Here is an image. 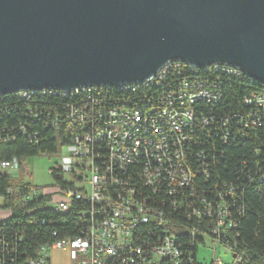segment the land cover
<instances>
[{"label": "trees", "instance_id": "trees-1", "mask_svg": "<svg viewBox=\"0 0 264 264\" xmlns=\"http://www.w3.org/2000/svg\"><path fill=\"white\" fill-rule=\"evenodd\" d=\"M225 72L213 67L193 70L182 66L178 70L170 68L167 76L151 87L140 84L103 86L67 95L51 90L27 93L26 97L21 92L2 95L0 161L16 158L21 162L39 154L59 155L63 147L74 142L75 136L89 134L96 141L89 145L91 159L98 173L106 175L104 184L120 185L118 189L108 187V196L114 198L117 193L126 194L133 189L134 198L166 217L167 222L175 223L171 224L177 229L194 231L178 236L182 264H207L198 259L204 241L196 233L210 240L215 236L219 245L240 257V264H264V108L244 102L246 95L264 90V85L246 75ZM177 78L186 80L190 86L197 81L204 88L213 85L215 98L187 102L193 110V119L184 141L177 144L180 148L177 152H184L176 160L180 167L170 168L172 178L162 169L154 182L152 176L159 164L153 158L142 152L138 155L131 152L128 159L112 158L106 141L97 136L95 129L104 127L103 114L110 108L143 111L162 102L161 98L168 94L167 88L178 94ZM21 167L20 164L16 176L0 172V208L10 211L8 218L0 220V264H25L36 256L40 245L77 236L92 222L85 216L90 204L81 198L73 197L68 211L62 213L54 210L48 195L28 196L36 186L28 182L29 175H21ZM84 169L63 173L56 162L49 174L54 186L77 192L83 191ZM182 172L189 175L185 185L178 183ZM149 192L155 193L153 198ZM218 219L223 223L214 235L212 229L217 227ZM137 228L132 236L133 247L142 248V255L149 259L146 245L160 240L162 228L150 223ZM125 260L132 264L143 262H139L133 249L126 250L118 264H126Z\"/></svg>", "mask_w": 264, "mask_h": 264}, {"label": "water", "instance_id": "water-1", "mask_svg": "<svg viewBox=\"0 0 264 264\" xmlns=\"http://www.w3.org/2000/svg\"><path fill=\"white\" fill-rule=\"evenodd\" d=\"M174 61L264 85V0H0V96L142 83Z\"/></svg>", "mask_w": 264, "mask_h": 264}, {"label": "built area", "instance_id": "built-area-1", "mask_svg": "<svg viewBox=\"0 0 264 264\" xmlns=\"http://www.w3.org/2000/svg\"><path fill=\"white\" fill-rule=\"evenodd\" d=\"M182 66L187 68L189 65L179 61L169 62L150 79L162 81L167 76L170 68L178 70ZM228 72H237V75H240L238 71L228 69ZM175 82L178 83L179 93L172 94V90L167 88L166 93L168 94L166 97L163 96L161 98L162 102L149 108L158 109V116H146V109L140 111L124 108H110L103 114L105 118L104 127H97L95 131L97 136L106 141V147L112 158L120 159V156H129L131 152L135 155L142 152L159 164L156 167L155 174L160 176V171L165 169L168 172V178H172L170 168H176L175 165L180 167V163L176 162V160L184 156L182 150L177 152V149H180L177 144L180 141H184L186 129L193 119V110L188 107L187 102L193 103L200 98H215L208 97V90H212V85L210 84L204 88L200 81L192 83L191 86L186 80H179V78ZM128 85L133 86L138 85V83ZM100 87L103 86L74 89L87 90L93 88L97 90ZM41 90L45 92L51 89ZM19 92H21L20 95L22 97H26L27 93L25 91ZM59 94L64 95V91L59 90ZM244 102L247 104L254 103L264 108V90L246 95ZM71 114H75V111H72ZM131 123H142L146 127H157V135L145 136L142 133H131ZM122 135L136 137V146H130V151L127 152V155H118L117 153V145L121 143ZM93 142L95 143L96 141L89 134L75 136L74 142L65 146L66 154H59L57 159V166L63 173H77L80 168H85L83 176L86 180L83 182V191L61 190L54 186L56 192L63 196L62 200L57 201H53L50 194L42 192V189L38 187H32L27 194L28 196L38 193L48 195L50 202L54 203V210L62 213L68 211L73 197L76 199L81 198L90 204V209L85 212V216L90 217L92 222L84 230H81L77 236L66 237L49 244L40 245L36 256L26 260L25 264H118L123 259V253L128 249L135 251L139 262L140 260L143 261L141 264H160L162 261H168L169 264H182V247L179 243L174 242V233L186 230L177 229V227L164 222V218L157 211H153V209L146 206L145 202L133 197V189L128 190L126 194L117 193V197L114 198L108 196L106 194L108 187L118 189L120 185L104 184L106 175L98 173L91 159L92 151L89 145H92ZM22 161L24 162L25 160ZM22 161L19 162L16 158L2 160L0 161V172L16 176L19 173ZM188 180L189 175L182 172L178 183L179 185H185ZM153 187L155 188L156 185ZM219 217L221 218V215ZM137 220H146V223L162 228L160 240L156 244L146 245L149 250L147 252L148 256H150L149 259L142 255L144 253L142 248L133 247L134 221ZM222 223L223 221L218 219L217 227L212 229L214 235L218 233L219 226ZM186 232L194 233L191 230ZM196 237L204 241L203 246L213 243L219 244L214 238L215 236L211 237L212 239L210 240L204 234L196 233ZM56 249H65L64 255L67 258L65 262L53 260L52 253ZM230 255V264H240V257L231 253ZM124 262L126 263L127 261L125 260ZM205 263L222 264L223 262L217 257ZM126 264H132V262L130 261V263Z\"/></svg>", "mask_w": 264, "mask_h": 264}, {"label": "rangeland", "instance_id": "rangeland-1", "mask_svg": "<svg viewBox=\"0 0 264 264\" xmlns=\"http://www.w3.org/2000/svg\"><path fill=\"white\" fill-rule=\"evenodd\" d=\"M66 149L63 147L61 149L60 155H65ZM58 154H39L31 158L22 161L21 175L28 176L27 180L32 186H36L42 189V192L48 193L52 196L53 201L62 200L63 196L56 192L54 188L52 178L49 174L50 168L55 167ZM15 174V173H14ZM68 176V175H66ZM10 216V211L8 209L0 208V220L6 219ZM65 249L54 250L53 260L57 262H65L67 258L65 257ZM219 257L223 263L231 262V255L229 251L217 243L208 244L201 246L198 251V259L201 263L210 261Z\"/></svg>", "mask_w": 264, "mask_h": 264}, {"label": "bare ground", "instance_id": "bare-ground-1", "mask_svg": "<svg viewBox=\"0 0 264 264\" xmlns=\"http://www.w3.org/2000/svg\"><path fill=\"white\" fill-rule=\"evenodd\" d=\"M209 67H213L215 70H221V71H226V72H228V69H230V70H232V71H238V73H240V75H244L240 70H238L237 68H234V67H231V66H227V65H224V66H221V65H217V64H212V65H209ZM187 68L189 69H193V70H199V69H205V68H208V66H206V67H203V68H196L195 67V69H194V67H192V66H187ZM212 70V69H211ZM191 72V71H190ZM201 72V71H200ZM225 72V73H226ZM158 73V72H157ZM156 73V74H157ZM230 73H232L233 75H237V72H230ZM191 74V73H190ZM203 74H205V72L203 73ZM192 75V74H191ZM190 75V76H191ZM198 75H199V73H198ZM200 75H201V73H200ZM156 82H158V81H154V80H151V79H148V80H146V81H144V82H142V83H138V85H140V84H142L143 86H145V87H148V86H150V85H152V84H155ZM218 82V81H217ZM159 84H160V82H159ZM158 84V85H159ZM161 84H163V83H161ZM141 85V86H142ZM130 85H123V86H117V87H129ZM213 86V85H212ZM91 87H96V86H91ZM110 87H114V86H110ZM151 87V86H150ZM77 88H81V87H77ZM115 88V87H114ZM160 88V87H159ZM128 89V88H127ZM145 89V88H144ZM78 90H80V89H73V90H70V91H67V92H64V95H67V94H70V93H73V92H76V91H78ZM150 90V89H149ZM153 90V89H152ZM151 90V91H152ZM155 90H156V88H155ZM154 90V91H155ZM159 90H161V89H159ZM163 90V89H162ZM32 91H39V90H28V91H25V93H32ZM57 92V93H59V90H54V89H51V92ZM150 91V92H151ZM153 92V91H152ZM160 92V91H159ZM56 93V94H57ZM73 94H75V93H73ZM208 97H215V92H214V90H208ZM219 101V100H218ZM146 116H158V109H146ZM130 132L131 133H142L143 135H145V136H156L157 135V127H146V126H143L142 125V123H131V125H130ZM130 146H136V137H130V135H122V141H121V143L120 144H118L117 145V153H118V155H127V152H129L130 151ZM128 159L129 158V156H120V159ZM134 158V157H133ZM131 161H132V159H131ZM134 161V160H133ZM139 161V160H138ZM123 162V161H122ZM140 162V161H139ZM125 163V162H124ZM128 163V162H127ZM137 164V163H136ZM131 165V164H130ZM132 165H134L135 166V163L134 164H132ZM131 165V166H132ZM123 166V165H122ZM130 166V167H131ZM142 167V166H141ZM140 168V167H139ZM124 169H125V167H124ZM141 170V169H140ZM127 171V170H126ZM149 171V170H148ZM128 173V172H127ZM150 173H151V171H150ZM146 174V173H145ZM144 174V176H146ZM122 175V174H121ZM124 175V174H123ZM123 175H122V177H123ZM142 175V174H141ZM130 176V175H129ZM128 176V177H129ZM136 176H138V175H136ZM148 176V175H147ZM127 177V179H129ZM133 177V176H132ZM131 177V178H132ZM139 177V176H138ZM142 177H143V175H142ZM141 177V178H142ZM153 178H154V182L155 181H157L158 179H159V177L160 176H158V174H154V176H152ZM131 178H130V180H131ZM135 178V177H134ZM134 178L132 179V180H134ZM140 177H139V179H141ZM151 178V177H150ZM149 178V179H150ZM124 179V178H123ZM138 179V178H137ZM146 179V178H145ZM143 180H144V177H143ZM142 180V181H143ZM136 181V180H135ZM142 181H140L141 183H142ZM145 181V180H144ZM143 181V182H144ZM160 181V180H159ZM131 182V181H130ZM139 182V183H140ZM137 184V185H140V184ZM145 183V182H144ZM144 183H142V184H144ZM158 183V182H157ZM156 183V184H157ZM147 184V183H146ZM149 184V183H148ZM160 184V183H159ZM149 186V185H148ZM139 187V186H138ZM138 187H136V188H138ZM142 187V186H141ZM144 189H145V187H143ZM140 188H138V190H139ZM142 189V188H141ZM144 189H142V190H144ZM149 190H150V188H149ZM146 191H148V190H146ZM153 194H155V193H153ZM153 194L151 195V193L149 192V194L148 195H151V197L153 198ZM157 194V193H156ZM162 195V194H161ZM159 196V195H158ZM155 197H156V195H155ZM161 197V196H160ZM156 198H158V197H156ZM149 200H150V198H149ZM155 200V199H154ZM52 204V207L54 208V203H51ZM155 204V203H154ZM51 207V206H50ZM154 208H155V206H154ZM159 208V207H158ZM164 208V207H163ZM162 208V209H163ZM165 209V208H164ZM157 210V209H156ZM166 210V209H165ZM153 211H155L154 209H153ZM159 211V210H158ZM162 212V211H161ZM225 212V211H224ZM165 213V212H164ZM164 216H166V215H164ZM170 216V215H169ZM172 216V215H171ZM169 218V217H168ZM175 218V217H174ZM166 217L164 218V222H167L166 220ZM171 221V220H170ZM144 223H146V220H137V221H134V229H136L139 225H141V224H144ZM172 223V222H171ZM170 222H167V224H170V225H172ZM175 224V223H174ZM173 224V225H174ZM138 229V228H137ZM140 229H143V226H142V228H140ZM188 234V232H186V231H178V232H176V233H174V242L175 243H179L177 240H178V236L180 237V235L182 236V235H187ZM191 234V233H190ZM182 238V237H181ZM185 238V237H184ZM186 239H188V238H186ZM186 239H184V240H186ZM184 240H182L181 242H183ZM191 240V239H190Z\"/></svg>", "mask_w": 264, "mask_h": 264}]
</instances>
